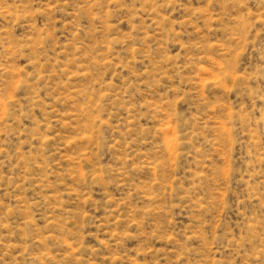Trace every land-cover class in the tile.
<instances>
[{"label":"rangeland","instance_id":"1","mask_svg":"<svg viewBox=\"0 0 264 264\" xmlns=\"http://www.w3.org/2000/svg\"><path fill=\"white\" fill-rule=\"evenodd\" d=\"M0 264H264V0H0Z\"/></svg>","mask_w":264,"mask_h":264}]
</instances>
